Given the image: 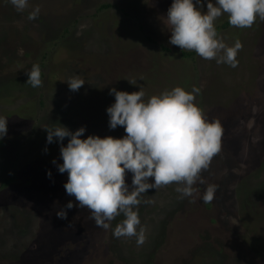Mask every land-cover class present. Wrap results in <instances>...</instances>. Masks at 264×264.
<instances>
[{"label": "rangeland", "instance_id": "rangeland-1", "mask_svg": "<svg viewBox=\"0 0 264 264\" xmlns=\"http://www.w3.org/2000/svg\"><path fill=\"white\" fill-rule=\"evenodd\" d=\"M37 1L29 0L32 7L21 13L9 0H0V117H7V135L0 140L9 142L0 146V179L14 166L18 170L11 186H0V264H215L217 259L219 264H264V21L218 31L228 46L236 40L243 44L233 68L196 53L182 58L164 52L145 38L144 32L180 50L169 42L166 17L173 0H109L127 15L115 8L92 15L108 0H51L44 13L40 9L29 20ZM208 2L201 0V7L193 0L202 13ZM66 23L71 33L53 45ZM46 52L42 86L33 88L27 72ZM75 76L85 84L73 92L67 82ZM177 86L189 92L199 88L194 103L208 122L219 121L223 129L220 153L201 174L203 183L194 185L198 192L181 199L172 184L142 194L138 214L147 236L142 246L135 237L113 240L123 215L106 230L96 226L87 208L73 207L66 220L58 219L56 212L75 198L64 188L68 174L57 168L63 163L61 143L54 138L48 144L45 128L62 125L75 132L84 127L81 139L123 138L122 126L109 128L106 110L115 102L110 89L132 93L142 87L146 102ZM40 93L46 100L42 108L36 102ZM233 139L238 148L230 150L227 143ZM28 179H35L32 187ZM131 182L129 172L130 190ZM208 185L218 187L214 200L205 204ZM74 227L82 233L68 239Z\"/></svg>", "mask_w": 264, "mask_h": 264}, {"label": "clouds", "instance_id": "clouds-1", "mask_svg": "<svg viewBox=\"0 0 264 264\" xmlns=\"http://www.w3.org/2000/svg\"><path fill=\"white\" fill-rule=\"evenodd\" d=\"M9 3L21 13L29 7V0H9ZM196 4L203 7L201 0H196ZM196 4L193 0H173L166 17L171 29L169 42L183 51H194L205 60L237 67V55L243 44L236 40L234 46H228L219 37L215 21L227 14L232 27L250 28L257 19L264 21V0H216L215 5L209 0L206 13ZM39 13L40 8L36 7L28 19H36ZM27 75V84L33 88L42 86L38 64ZM67 83L75 92L85 81L75 76ZM199 92L196 87L189 92L177 86L145 102L142 87L132 93L110 89L115 102L106 110L109 128L122 126L126 133L119 139L93 135L81 139L84 127L75 132L62 125L45 128L48 144L54 138L61 143L63 163L57 168L61 174H68L64 188L77 202L69 201L56 212L57 218L66 220L67 210L73 207L87 208L96 226L106 230L111 221L123 215L124 219L113 231L114 237H135L137 245L142 246L147 240L146 227L141 225L138 214L142 194L176 184L181 199L194 196L198 192L194 185L198 181L203 183L201 174L221 151L223 129L219 121L208 122L203 110L194 103V94ZM6 135L7 117H0V139ZM65 138H68L66 146L62 143ZM129 172L131 190L126 183ZM150 179L154 182L150 183ZM217 187L207 186L203 195L205 204L214 200Z\"/></svg>", "mask_w": 264, "mask_h": 264}, {"label": "trees", "instance_id": "trees-1", "mask_svg": "<svg viewBox=\"0 0 264 264\" xmlns=\"http://www.w3.org/2000/svg\"><path fill=\"white\" fill-rule=\"evenodd\" d=\"M30 1H37V0H30ZM37 6L36 7H39L40 9H42V11H43V13L51 6V0H38L37 1ZM57 6V5H56ZM170 6H171V4H170ZM32 7V5L31 4H29V8H31ZM35 7V8H36ZM34 8V9H35ZM107 8H115V9H118L120 12H122V13H124V14H130L129 12H127L124 8H117V6H116V3H113L112 1H101L100 2V4L98 5V6H96L95 7V11L92 13V15H95L98 11H101V10H104V9H107ZM33 10V9H32ZM31 10V11H32ZM30 11V12H31ZM89 15V14H88ZM224 15V17L222 18V17H220V19H221V21L216 25L215 24V27H216V29H217V32L220 30V29H222V28H228V27H230L231 25L229 24V22H228V16L227 15H225V14H223ZM71 19L72 18H68V20H67V17H66V20L68 21V22H71ZM138 21H137V24H138V27H139V29L140 30H142L143 32H144V27H143V24L140 22V20L138 19V18H136ZM66 20H65V22H66ZM64 22V23H65ZM74 23H76V21L74 20ZM73 26H71V28H72ZM71 31H72V29H70V27H69V25L66 23V26L65 27H63L62 28V31L59 33V35H58V37H57V40L54 42V44L53 45H56L57 44V42H58V40H65L67 37H68V35L71 33ZM144 36H145V38L149 41V42H151V43H153V44H157V45H159V47L161 48V50L162 51H164V52H173V53H177L178 55H180V57H182V58H192L193 56H194V54H195V52L194 51H187V50H177V49H174V48H171V47H169L166 43H164V42H157L152 36H150V35H148L147 33H145L144 32ZM261 52H264V49L262 48V50H261ZM260 52V53H261ZM48 53H49V51H48ZM46 55H47V52L46 53H44L43 55H42V57H41V59L39 60V62L37 63L39 66H40V69H41V79H43V75L45 76V71H44V68H45V65H44V60H46ZM38 88H40V87H38ZM40 90V89H39ZM36 102H37V104H39L40 105V108H42V107H44V105H45V102H46V100L43 98V96H42V94L40 93V94H38V96H37V99H36ZM28 104H30V103H28ZM31 104H33V102H31ZM15 130H12V131H10L11 133V135H15L16 134V132H14ZM26 139V137H24V140ZM9 144V142L8 141H5V140H0V146H7ZM228 144H230L229 146H228V149L230 148V150H234L235 148H238V145H237V141H236V139H233V140H231V141H228V143H227V145ZM14 170H12V172L11 173H9V174H6V175H3V177L0 179V186L1 187H6V186H11L14 182H15V180L18 178V170H16V167L14 166V168H13ZM35 182V179H28V180H26V185H29L30 187H32L33 186V183ZM260 184H262V183H260ZM259 188V185H256V186H253V188H251V190H253V191H257V189ZM16 192H17V188H16ZM144 196H145V194H143ZM74 204H76L77 202L76 201H72ZM75 209H77V210H80L81 208H79V207H75ZM74 222V219L72 220V222L71 223H73ZM14 224V223H13ZM76 225H77V223H76ZM74 229H76V232H68V234L67 235H65V236H67L68 237V239H76V238H78L79 237V235H81V233H82V230L81 229H79V228H77V227H74ZM61 234V233H60ZM22 235V233H19V236H21ZM63 238H65V237H63ZM112 238H113V240L115 239H117L116 237H114V236H112ZM114 240V241H115ZM64 242V241H63ZM84 242V241H83ZM83 242H79L78 244H79V247H82L83 246ZM62 243V242H61ZM53 253H54V251H53ZM40 262H41V260H40ZM219 262V260L217 259V260H214V263L215 264H219L218 263Z\"/></svg>", "mask_w": 264, "mask_h": 264}]
</instances>
